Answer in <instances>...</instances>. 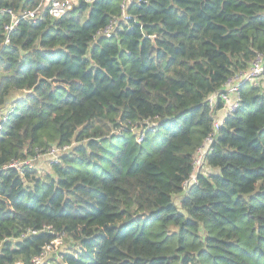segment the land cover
Here are the masks:
<instances>
[{
  "label": "trees",
  "instance_id": "trees-1",
  "mask_svg": "<svg viewBox=\"0 0 264 264\" xmlns=\"http://www.w3.org/2000/svg\"><path fill=\"white\" fill-rule=\"evenodd\" d=\"M127 1L21 21L7 45L0 13V169L70 146L0 172V264H264L263 86L243 84L185 189L208 98L264 55V0H131L125 22Z\"/></svg>",
  "mask_w": 264,
  "mask_h": 264
},
{
  "label": "built area",
  "instance_id": "built-area-1",
  "mask_svg": "<svg viewBox=\"0 0 264 264\" xmlns=\"http://www.w3.org/2000/svg\"><path fill=\"white\" fill-rule=\"evenodd\" d=\"M82 1L83 3L92 4L96 0H42L40 5L36 9L26 10L20 14H15L13 10L10 9L0 11L1 14L10 16V22L5 26V31L7 34L5 45L9 44V35L17 30V27L19 26L21 21H28L32 24H36L41 21L46 14H48L54 20H59L70 13L79 4H81ZM130 3L131 0H128L127 2L122 4V9L124 12L122 20L125 22L131 19V17L126 13V9ZM118 23L119 22L117 19H113L105 28L100 31L99 35L112 37ZM246 83L257 87L263 86L264 88V55L258 54L247 71L237 73L227 81L222 91L215 93L208 98L207 102L209 104V107L213 110V112L215 111L213 128L206 137L203 146L197 152L193 163L194 174L192 175L191 180L185 183V189H188L192 182L194 183L196 181L197 173L206 170L204 169L206 167V158L212 151V145L216 140L217 133L223 122L227 118L232 117L238 111L242 100V86ZM219 102L221 103V108L220 110H217V105ZM6 116L7 115L3 117L4 122L7 121ZM156 125L157 124H154L153 127H155ZM0 129H2V125H0ZM139 140H142V138L140 137ZM68 150H70V146H66L63 148L54 147L50 149L48 153L38 156L36 160L30 159L24 162H11L10 164L1 168L0 172L7 169H17L22 173L24 166H36V161H41L42 159L48 161L49 163L57 162L59 155ZM207 170L210 171L209 169ZM54 243L55 246L61 245L62 238L60 237L59 239L55 240ZM50 249L51 247L46 248L47 251ZM47 253L48 252H45L42 256L36 257L35 259H33V262L35 264H40Z\"/></svg>",
  "mask_w": 264,
  "mask_h": 264
},
{
  "label": "rangeland",
  "instance_id": "rangeland-1",
  "mask_svg": "<svg viewBox=\"0 0 264 264\" xmlns=\"http://www.w3.org/2000/svg\"><path fill=\"white\" fill-rule=\"evenodd\" d=\"M37 166H38V169L44 171V170L49 169V162H46L44 159H42L40 164H38ZM175 201L177 202V204H180V197H176Z\"/></svg>",
  "mask_w": 264,
  "mask_h": 264
},
{
  "label": "bare ground",
  "instance_id": "bare-ground-1",
  "mask_svg": "<svg viewBox=\"0 0 264 264\" xmlns=\"http://www.w3.org/2000/svg\"><path fill=\"white\" fill-rule=\"evenodd\" d=\"M50 260V259H49ZM51 263V262H50ZM48 264V263H47ZM52 264V263H51Z\"/></svg>",
  "mask_w": 264,
  "mask_h": 264
},
{
  "label": "water",
  "instance_id": "water-1",
  "mask_svg": "<svg viewBox=\"0 0 264 264\" xmlns=\"http://www.w3.org/2000/svg\"><path fill=\"white\" fill-rule=\"evenodd\" d=\"M83 3V1L81 2V4Z\"/></svg>",
  "mask_w": 264,
  "mask_h": 264
}]
</instances>
